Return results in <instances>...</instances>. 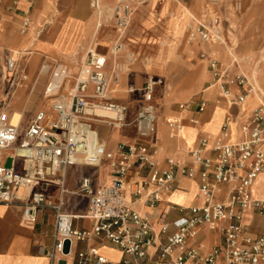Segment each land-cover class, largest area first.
Segmentation results:
<instances>
[{
  "label": "built area",
  "instance_id": "2783aa9c",
  "mask_svg": "<svg viewBox=\"0 0 264 264\" xmlns=\"http://www.w3.org/2000/svg\"><path fill=\"white\" fill-rule=\"evenodd\" d=\"M146 1L118 0L110 7L117 33L113 54L122 49L132 15ZM91 7L100 29L106 6L101 0H92ZM18 8L19 0H11L8 9ZM211 14L205 8L192 17L187 40L207 46L198 56L211 72L210 85L220 91L217 103L224 102L227 111L216 135L202 130L198 145L186 150L190 163L167 157L165 167L155 155L159 110L156 86L161 80L149 79L142 87V102L131 121L136 135L107 149L96 122L118 127L130 124L128 106L112 96L119 76L115 70H107L108 53L101 52L98 45L91 47L76 72L57 58H46L41 66L47 76L42 96L51 100V106L38 107L29 117L23 110L20 121L14 124L12 114L17 107L13 102L18 88L27 80L25 63L31 49L0 46V203L23 201L25 225H34L42 208L54 210V243L47 251L51 259L59 261L73 255L72 264H264V228L250 235L246 222L249 214L264 217V198L253 194L254 183L264 172V99L248 113L232 110L261 92L248 75L231 71L218 57L213 45L220 39L221 21L217 13ZM32 23L28 9L21 32L30 31ZM40 33L37 31V35ZM192 104L180 103V112L167 118L170 137H182L184 112L194 111L189 121L200 123L197 114L205 111L208 101L201 99L194 108ZM99 108L115 115H99ZM104 162L109 180L95 186L85 175L77 190L88 199L85 215L67 212L62 196L54 200L47 195L46 185H64L67 167H98ZM179 175L198 181L200 202H168L161 215L176 208L174 230L170 231L167 220L155 227L150 215L135 205L157 206L165 201ZM132 178L135 186L129 195L126 185ZM84 217L94 221L92 227L75 223ZM204 230L220 235V241L207 253L201 252L197 242ZM106 241L122 252L117 263L101 251ZM78 244L84 247L79 249Z\"/></svg>",
  "mask_w": 264,
  "mask_h": 264
},
{
  "label": "crops",
  "instance_id": "0c3cea01",
  "mask_svg": "<svg viewBox=\"0 0 264 264\" xmlns=\"http://www.w3.org/2000/svg\"><path fill=\"white\" fill-rule=\"evenodd\" d=\"M2 1L7 2V5L11 2V0H0V3ZM41 1L40 8L35 14V17L39 19L52 11L51 0ZM101 1L109 8L118 2V0ZM209 1L220 7L233 6V0H147L144 4L140 5L132 15L130 22L133 26V32L131 34L135 39L146 43L145 48L153 55H157L156 57L158 58H162L163 56L175 57L191 54L194 50L193 46L191 48L185 47L179 49V47H176L175 45L178 41L180 42L183 39L187 27L193 23L192 17L199 16L200 10ZM58 7L60 9L57 10L60 26L55 29L57 32L54 36L47 32L42 38L36 39V37L39 36L37 33H35L36 37L34 36L35 34L29 31L22 33V19L20 20L19 18L20 22L18 23V27L15 23L9 24L7 26V31L2 37L5 42L9 44V46L2 45L4 48L31 49L30 57L27 58V62L25 63L27 70L31 57H34L33 62L31 63V69L34 70L37 66V59L39 58V55H41V63L38 69L39 75H45L41 71V66L45 59L50 57L47 52H62L63 50L70 49L66 56L67 59L75 61V64L83 61L86 54L83 55L81 49H84L89 41L93 40L99 32L95 30V28L94 31H92L94 19L91 15L89 0H84L83 3L80 2V0H75V2L74 0H61L60 2L57 1V9ZM262 7L264 8V0H252L249 3V16H253L255 20L257 16H260L259 11ZM137 40H132L131 38V42L133 43H137ZM164 41H172L173 43L170 47H166L163 44ZM100 42L104 46H112L114 43L113 31L104 30L101 33ZM195 46L196 48L199 47L197 50L198 55L202 48L198 43H196ZM77 49H80V55L78 57L75 55ZM260 59L263 60L262 66H264V51ZM200 60L205 63L202 59ZM181 66L184 72L181 74L178 81L179 87H181L180 95L187 96L196 92L202 86L207 79V74L205 73L201 62L191 64L188 61L183 60ZM255 71L261 73L264 69H262L261 65H258L257 63L253 72ZM143 86L140 88H131L134 92L130 97L139 96L136 104L132 99L129 100L124 97L123 94H119V97L116 95L113 96L114 100L125 103L128 106L127 120L130 124L119 128L104 123L95 124L100 138L107 149H113L121 141L131 139L136 135V128L131 121L134 119L142 102ZM34 87L35 82L31 88ZM213 87V85L209 84L204 89V94L199 99H206L208 101L205 111L197 114L200 123L192 124L189 121V118L195 114L194 111H190L185 119V126L182 129V137H169L168 145H165V141H167L165 129L159 125L162 108L159 106L156 134V144H158V146L155 147V155L163 167L167 165V157H174L181 162L190 163L192 159L186 150L198 145L200 131L204 130L211 135H216L218 133L225 117L227 107L225 108V106L211 101V97L215 92ZM199 100H197L196 103ZM245 103L240 107L234 106L232 110L234 112L240 111L248 113L252 110L251 108L254 105V102L248 101L246 104ZM167 118L165 119V123ZM159 130L161 131L162 136H159ZM85 175L92 178L95 186L108 181L109 171L107 163L104 162L98 167L82 164L71 165L67 167L64 174V185L61 186L56 183L48 184L45 187L46 193L54 200H57L62 196L64 199V209L67 212L85 215L88 208V199L84 195L77 193L81 179ZM134 186V178H132L126 185L127 194L130 195ZM62 188L64 189L63 193H61ZM197 194L198 181L179 175L174 185V190L166 196L165 201L159 203L157 206H135L142 212L150 215L155 227H159L163 220H167L170 222V231H173L174 226L172 221L178 212L174 207L170 213L162 216L161 212L163 208L168 202L177 205L198 203L200 202V199ZM253 194L256 197L264 198V172L260 174L254 183ZM75 196L79 197V199L75 200ZM83 199L87 200V206L82 210L79 208V205ZM23 205V201H17L13 204L0 203V264H72L73 255L62 257L59 261L53 260L47 255V251L54 243V210L50 207L42 208L38 213L36 223L34 225H25L22 222ZM246 222L248 224V233L250 235H256L264 228L263 216L249 214L246 217ZM75 223L80 227L90 228L94 221L88 217H84L77 219ZM219 241V233L210 230H204L197 239L202 253L209 252ZM95 242L96 241H93L92 244ZM83 247L84 244H78L77 246L79 249ZM101 251L114 263H117L123 257V254L118 247L108 241L101 244Z\"/></svg>",
  "mask_w": 264,
  "mask_h": 264
},
{
  "label": "rangeland",
  "instance_id": "374dc122",
  "mask_svg": "<svg viewBox=\"0 0 264 264\" xmlns=\"http://www.w3.org/2000/svg\"><path fill=\"white\" fill-rule=\"evenodd\" d=\"M52 1V11L49 14H46L43 18H36L35 14L38 12L40 8L41 0H19V10L8 9L7 2L0 3V46H9L2 38L7 31V26L11 23H15L18 27V23L21 19H23L25 11L29 9L31 18H32V31L30 29L29 32L33 34L37 33V31H41L40 35L36 37V39H40L43 37L45 33L56 34V30L59 23L58 11L57 9V1L61 0H51ZM84 0H80L83 3ZM91 1L89 0V5L91 8V15L94 19L93 30L96 26L97 22V14L91 7ZM252 0H233L232 7H220L212 3L211 1L207 2L204 7L200 10V14L204 11L205 8L211 11V15L213 13H217L220 17L221 25H220V39L219 41L213 45V48L216 49L217 55L220 60L231 67V71L237 73H245L249 76L251 81L254 82V77L252 75L256 64L261 65V68L264 69L263 60H261V55L264 51V8L260 9V16H257L254 20L253 16H249V3ZM75 2V0H74ZM32 3V4H31ZM31 5V6H30ZM104 5V3H103ZM107 12L105 13V17L103 21V27L99 29L97 36L89 41L87 46L84 49H81L83 55L91 48L94 47L96 43H98V49L101 52L108 53V65L107 70L109 72L116 71L119 76V83L115 87V91L112 93V96L116 95L119 97V94H123L124 97L129 100L132 99L136 104L138 102V95L136 97H130L134 92L131 88H140L143 86L149 79L161 80L156 86V100L161 106V118L159 120V125L164 127L165 136L167 141H165V145L169 144V131L166 126L165 119L173 114H177L180 112L179 104L184 102L193 101L191 108L196 106V101L201 98L204 94V89L210 84L211 81V72L208 69L207 65L203 63L197 55L196 43H189L187 40V30L184 34L183 39L176 43V47L179 49L183 48H191L194 47V50L191 54L181 55V56H163L162 58H158L149 52L145 45L146 43L135 39V37L131 34L133 32V26L130 22L125 39L123 41L122 49L117 53L113 54L112 46L107 47L104 46L101 42V33L104 30H112L114 33V41L116 38V27L115 22L112 16L111 9L106 6ZM20 18V20H19ZM132 26V27H131ZM129 38V39H128ZM132 40H137V43L131 42ZM172 41H164L163 44L166 47H170ZM201 48H207L206 45H200ZM80 49L75 51V55L78 57ZM69 50H63L62 52H47L50 57L57 58L64 63H67V54ZM41 55L37 59V66L35 69H31V63L33 62L34 57L32 56L30 62L28 64L27 70V80L23 84V86L19 87L14 99V106L20 107L24 110L26 117H29L38 107H45L47 109L51 106V100L45 99L42 96V92L44 86L46 84L47 76L46 74L39 75V65L41 63ZM183 60L188 61L191 64H196L201 62L203 64V69L207 74V79L204 81L202 86L196 91L187 96H181V87H179L178 81L183 74L182 63ZM82 62L77 63L75 67V72ZM259 75L256 77V82H254L255 86L259 88L261 92V98L264 99V80L263 75L264 71L258 73ZM35 82V87L31 88V86ZM215 92L211 97V101L217 103V96L219 95V90L217 87H213ZM136 92V91H135ZM39 97L43 100L39 102ZM122 101V100H121ZM253 101L254 105L251 109L259 103V98L255 95H250L246 100ZM49 102V104L47 103ZM245 103V104H246ZM219 105H223L226 108V104L224 102L217 103ZM38 106V107H37ZM250 109V110H251ZM188 112H184L183 115L187 116ZM96 123H104L107 124L106 121H98ZM115 128H119L117 125L113 126ZM159 136H162L161 131L159 130ZM158 144H155L157 147ZM23 192V191H22ZM79 199V197L75 196V200ZM87 206V200L83 199L79 205V208L82 210Z\"/></svg>",
  "mask_w": 264,
  "mask_h": 264
},
{
  "label": "bare ground",
  "instance_id": "6f19581e",
  "mask_svg": "<svg viewBox=\"0 0 264 264\" xmlns=\"http://www.w3.org/2000/svg\"><path fill=\"white\" fill-rule=\"evenodd\" d=\"M95 30L99 31V28L97 27V25L95 26ZM95 45H98V43H96ZM87 53V52H86ZM84 61V60H83ZM81 61V62H83ZM67 64H68V67L70 69L71 72H74L75 71V67L77 65V63L75 64V61H71L69 59H67ZM258 71H255L252 73L253 75V79H254V82H256V77L258 76ZM253 81V80H252ZM256 97L259 98V102L261 100V95L260 94H256L255 95ZM39 99V102H41L43 99L41 97L38 98ZM248 99V98H247ZM246 99V100H247ZM246 102V101H245ZM49 104V102H47ZM259 104V103H258ZM38 107V106H37ZM256 107V106H255ZM22 112H23V109H21L20 107H17L14 111V113L12 114V121L14 124H17L20 119H21V116H22ZM96 113H98L99 115H102V116H111L113 117L115 115L114 112L112 111H109L107 109H103V108H99L96 110ZM219 132V130H218Z\"/></svg>",
  "mask_w": 264,
  "mask_h": 264
}]
</instances>
